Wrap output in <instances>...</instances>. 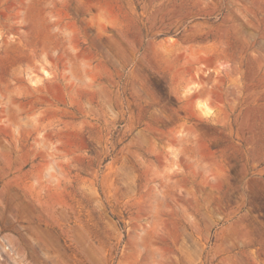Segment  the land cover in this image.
I'll use <instances>...</instances> for the list:
<instances>
[{
  "label": "rangeland",
  "instance_id": "obj_1",
  "mask_svg": "<svg viewBox=\"0 0 264 264\" xmlns=\"http://www.w3.org/2000/svg\"><path fill=\"white\" fill-rule=\"evenodd\" d=\"M16 261L264 264V0H0Z\"/></svg>",
  "mask_w": 264,
  "mask_h": 264
},
{
  "label": "bare ground",
  "instance_id": "obj_2",
  "mask_svg": "<svg viewBox=\"0 0 264 264\" xmlns=\"http://www.w3.org/2000/svg\"><path fill=\"white\" fill-rule=\"evenodd\" d=\"M17 263H18V261H16ZM20 263H22L21 261H20ZM19 264V263H18Z\"/></svg>",
  "mask_w": 264,
  "mask_h": 264
}]
</instances>
